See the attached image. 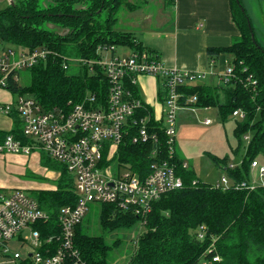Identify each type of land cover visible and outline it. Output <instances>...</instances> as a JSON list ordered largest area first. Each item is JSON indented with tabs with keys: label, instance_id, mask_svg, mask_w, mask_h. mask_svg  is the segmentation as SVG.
<instances>
[{
	"label": "trees",
	"instance_id": "trees-1",
	"mask_svg": "<svg viewBox=\"0 0 264 264\" xmlns=\"http://www.w3.org/2000/svg\"><path fill=\"white\" fill-rule=\"evenodd\" d=\"M167 5H173L168 0ZM232 21L238 36L226 47L206 49L209 69L220 58L232 65L233 75L227 84L215 87L190 84L182 88V107H216L222 122L233 112L243 118L236 121L234 136L239 145L244 137L241 168L230 167L227 158L211 157L229 184L216 187L198 179L192 169L183 167V160L176 155L170 161L176 175L182 180L180 189L171 191L152 204L150 213L141 221L136 215L115 205H101L99 225L105 232L127 231L138 225L142 231L132 239L133 252L126 264H264V186L250 190L241 188L249 184L251 163L264 158V47L256 39L253 24L241 0H228ZM264 15V0H261ZM138 9L129 0H49L41 8L38 0H14L0 10V40L5 45L29 51L43 49L49 52L46 59L38 61L28 71L30 83L21 86L7 80V90L14 95L32 97L44 110L69 112L75 105L88 102L93 96L97 107L106 102L109 84L101 68L89 62L101 59L102 50L129 47L131 52H144L158 58L157 52L135 40L130 31H117L118 14L122 10ZM45 23L59 27V31L43 28ZM254 34V41L252 38ZM159 59V58H158ZM86 61V62H84ZM134 98H140L137 86L126 82ZM164 101V90L159 92ZM195 97L194 103H187ZM141 99V98H140ZM140 115L150 116L152 131H157V141L149 143L123 142L117 150V164L129 166L139 177L149 173L150 164L156 159L152 153L160 152L167 159L166 137L153 117L152 109L145 105ZM12 129L0 132V141L12 135L22 144L30 139L22 133L21 120L16 112ZM41 164L59 169L63 176L52 188L32 191L40 207L49 213V225L55 223L60 207L74 205L71 176L63 165L40 151ZM43 155V156H42ZM141 224V225H140ZM200 227L204 237L196 239ZM75 246L85 264H109V257L118 247L109 245L103 236H91L82 225L75 229ZM213 258H217L213 262Z\"/></svg>",
	"mask_w": 264,
	"mask_h": 264
},
{
	"label": "built area",
	"instance_id": "built-area-1",
	"mask_svg": "<svg viewBox=\"0 0 264 264\" xmlns=\"http://www.w3.org/2000/svg\"><path fill=\"white\" fill-rule=\"evenodd\" d=\"M113 48L103 49L101 59L89 62L97 64L109 84L107 100L97 107L93 96L84 104L75 105L69 112L44 110L30 96H19L9 104H0V113L16 112L21 120L23 135L31 144H22L12 135L0 141V154L30 155L41 151L50 159L63 165L72 178L74 205L59 208L55 223L49 225V213L38 201L22 190L15 189L8 195H0V264H85L75 246V229L82 225L89 205L110 204L128 211L143 220L152 209V204L167 193L180 189L182 180L176 175L171 160L175 156L177 113L182 107V88L199 84L205 73L167 68L156 57L144 52H131L125 57H112L104 61V54ZM49 52L38 49L5 45L0 40V88L7 89V80L19 83L21 71H28L38 61L46 59ZM86 62V61H84ZM227 68L218 75L222 84H227L233 75L232 65L224 60ZM140 76L160 78L165 93L162 103L163 116L155 120L166 137L167 159L159 157L150 164L149 173L139 177L129 166L117 164L115 155L125 141L149 143L157 141V131H152L150 116L140 98H134L126 88L127 80L137 86ZM195 97L187 103H194ZM234 117L243 118L239 111ZM209 120L204 124L208 125ZM248 140V137H244ZM187 164L183 163V167ZM260 177L264 167L256 161ZM223 185H227L225 177ZM241 188L255 186L241 183ZM143 223V221H141ZM141 225V224H140ZM200 227L196 239L204 237ZM15 241L18 249L9 244ZM218 259L213 258V262ZM205 264V263H203Z\"/></svg>",
	"mask_w": 264,
	"mask_h": 264
},
{
	"label": "rangeland",
	"instance_id": "rangeland-1",
	"mask_svg": "<svg viewBox=\"0 0 264 264\" xmlns=\"http://www.w3.org/2000/svg\"><path fill=\"white\" fill-rule=\"evenodd\" d=\"M14 0H0V10H4L10 2ZM168 0H129L136 2L138 9L130 12L122 10L118 14L117 31H130L135 40L142 41L153 30L168 32V26L172 20V7L167 5ZM251 22L254 25L256 39L264 47V24L260 16H255L256 7H259L260 0H241ZM41 8L49 4V0H38ZM161 22V23H159ZM43 28L58 32V26L51 23H45ZM157 28V29H155ZM15 48V46H12ZM130 54L129 47H116L114 57H125ZM112 53L108 51L104 54V61H109ZM227 68L223 63H217L215 67L210 68L200 84L215 87L222 85L220 78L222 69ZM30 83L29 71H21L19 84L23 87ZM0 88V100L11 98L15 102L20 95H14ZM27 97L28 95H24ZM209 120L208 125L204 124ZM232 115L226 122H222L219 110L216 107L195 108L181 107L177 113L176 134H175V152L179 159L184 160L188 167L192 169L198 179L209 184L223 185V171L216 167L211 157L231 161L234 167L241 168L244 147L247 145V139H243L241 146L234 136L236 121ZM38 152L26 155H10L0 161V170L10 182L11 189H19L31 196L32 191L47 190L52 188L56 180L63 174L59 169H51L43 166L41 155ZM43 156V155H42ZM258 162L264 165V158L257 157ZM251 185L258 187L264 186V178H258L257 174H250ZM229 184V181H228ZM101 206L98 204L89 205V211L86 214L82 227L86 234L91 236H103L105 241L112 245L115 241L119 242L118 247L109 257V264H126L130 258L133 247L132 239L137 237L142 229L136 225L127 231L105 232L99 225V215ZM12 249H18L15 241L9 244Z\"/></svg>",
	"mask_w": 264,
	"mask_h": 264
},
{
	"label": "crops",
	"instance_id": "crops-1",
	"mask_svg": "<svg viewBox=\"0 0 264 264\" xmlns=\"http://www.w3.org/2000/svg\"><path fill=\"white\" fill-rule=\"evenodd\" d=\"M258 4L259 7H256L255 16H260L264 24L261 0ZM171 7L173 12L171 23L168 26L169 31L153 30L152 34L149 33L144 37L141 41L142 44L157 52L159 60L167 68L183 69L205 73L206 75L210 70L206 49L208 47L229 46L238 36V29L231 18L228 0H173ZM224 60L222 57L218 63L224 64ZM137 87L144 104L152 109L154 119H160L163 113L158 94L160 91L163 92L162 80L154 76H140ZM3 90L8 91L7 89ZM13 102L11 98L0 100V104ZM13 121L14 118L11 114L0 113V132H9L13 127ZM35 152H38L37 155L39 156L40 151ZM10 155L0 154V161ZM12 155L19 156L17 154ZM255 161L259 166L264 167L257 159ZM228 163L230 167L235 165L231 161ZM251 173L257 174L258 178L260 177L257 168H251ZM262 178L264 176L260 177V179ZM248 183L252 184L250 180ZM10 185L0 170V195H8L15 190L11 189Z\"/></svg>",
	"mask_w": 264,
	"mask_h": 264
},
{
	"label": "water",
	"instance_id": "water-1",
	"mask_svg": "<svg viewBox=\"0 0 264 264\" xmlns=\"http://www.w3.org/2000/svg\"><path fill=\"white\" fill-rule=\"evenodd\" d=\"M11 3V2H10ZM252 38H253V41H254V34H252Z\"/></svg>",
	"mask_w": 264,
	"mask_h": 264
}]
</instances>
